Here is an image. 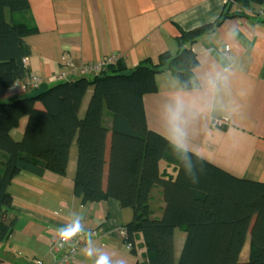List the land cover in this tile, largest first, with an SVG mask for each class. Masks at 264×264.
<instances>
[{
  "label": "crops",
  "instance_id": "0c3cea01",
  "mask_svg": "<svg viewBox=\"0 0 264 264\" xmlns=\"http://www.w3.org/2000/svg\"><path fill=\"white\" fill-rule=\"evenodd\" d=\"M30 19L38 33L25 38L31 55L25 64L27 76L42 79L41 88L93 73L84 68L104 58L118 56L128 69L145 59L157 62L160 54L175 55L182 30L214 22L228 4L226 0H29ZM233 5L232 11L237 10ZM248 16L229 17L213 32L201 36L191 47L198 65L193 87L185 89L166 70L156 75L157 91L146 94L143 103L149 129L168 137V109L183 102L192 114L186 125V146L201 153L206 161L229 174L249 181L264 182V2ZM71 60L75 72L64 69ZM64 71V77L59 75ZM33 90L15 93L0 86V102L31 95ZM92 90L81 107L84 115ZM105 119H111L106 110ZM224 120V124L219 121ZM27 118L13 130L24 132ZM20 130V131H19ZM109 135L108 147H110ZM77 144L70 151L65 176L53 172L36 175L21 171L9 185L13 197L10 217H17L11 236L0 242V264H56L50 247L56 229L74 215H81L88 227L104 233L93 240L97 247L115 252L128 264L144 262L142 236L136 253L125 246L118 230L134 217L131 208L116 201L87 204L75 194L74 176ZM161 172L176 175L173 166L160 162ZM107 173L105 174V182ZM152 215H163L162 188L152 189ZM185 228L175 231V255L179 258L186 239ZM250 239V235L247 240ZM68 264H91L82 254Z\"/></svg>",
  "mask_w": 264,
  "mask_h": 264
},
{
  "label": "trees",
  "instance_id": "16d2710c",
  "mask_svg": "<svg viewBox=\"0 0 264 264\" xmlns=\"http://www.w3.org/2000/svg\"><path fill=\"white\" fill-rule=\"evenodd\" d=\"M263 2L228 3L214 22L182 30L177 38L179 51L164 52L157 62L145 59L131 70L119 58L92 77L39 87L31 95L0 102V242L11 236L17 222L9 215L13 197L8 188L13 178L21 171L65 176L76 142L75 194L83 204L116 201L133 210L124 242L131 243L136 253V240L142 236L145 261L137 264H264V182L237 178L202 160L198 182L193 183L177 159L183 153L148 128L143 103L146 94L157 91L156 75L166 70L191 89L198 65L191 46L227 18L248 16ZM233 5L238 9L232 11ZM29 15V0H0V86L4 89L28 74L24 60L31 48L25 38L39 31ZM106 110L111 114L109 122ZM25 117L23 135L16 139L13 130ZM161 161L173 166L176 175L161 172ZM156 186L162 188L165 201L159 218L153 217L150 207ZM177 228L187 233L178 259ZM249 235V258L241 261Z\"/></svg>",
  "mask_w": 264,
  "mask_h": 264
},
{
  "label": "clouds",
  "instance_id": "9594fccd",
  "mask_svg": "<svg viewBox=\"0 0 264 264\" xmlns=\"http://www.w3.org/2000/svg\"><path fill=\"white\" fill-rule=\"evenodd\" d=\"M186 105L178 101L175 107L168 109V131L169 136L166 139L173 144L176 149L183 153L180 160L185 174L193 183L198 182V165L205 159L199 152H191L186 146V125L191 117ZM202 171V166L199 169ZM85 237V246L82 248V254L91 262V264H128L127 260L111 252L97 247L93 240V233L88 231L83 216L74 215L63 227L56 229V238L58 247L63 248L70 245L77 237Z\"/></svg>",
  "mask_w": 264,
  "mask_h": 264
},
{
  "label": "built area",
  "instance_id": "2783aa9c",
  "mask_svg": "<svg viewBox=\"0 0 264 264\" xmlns=\"http://www.w3.org/2000/svg\"><path fill=\"white\" fill-rule=\"evenodd\" d=\"M235 0H226L227 3H234ZM27 58H25L24 61ZM119 59L118 56H112V57H107L104 58L96 63H92L84 68L85 71H89L93 74H98L100 73L103 69H105L109 64L117 62ZM64 69H71L73 72L76 71L73 67V63L71 60H68V62L64 65ZM64 77V71L59 75V79ZM42 79L36 75H31V76H26L23 79L17 80L11 87V89L17 93L19 91L26 92V91H31L38 89L41 86ZM219 124H224L225 121H219ZM88 231H91L93 233V237H97L104 233L103 229L98 228V227H88L86 226ZM119 234L125 239L127 237V228L121 227L118 230ZM92 237V238H93ZM85 246V237L80 236L77 237L70 245H66L63 248L58 247L57 245V238L54 237L50 243L51 250L58 256L56 258V264H68L72 261L74 256L81 252L82 248ZM125 246L128 249H132V244L131 243H126ZM33 264H43L40 260H35Z\"/></svg>",
  "mask_w": 264,
  "mask_h": 264
},
{
  "label": "rangeland",
  "instance_id": "374dc122",
  "mask_svg": "<svg viewBox=\"0 0 264 264\" xmlns=\"http://www.w3.org/2000/svg\"><path fill=\"white\" fill-rule=\"evenodd\" d=\"M20 131V130H19ZM22 137V132H16L14 134V138L20 139ZM249 258V240L246 241L243 250L240 255V260L241 261H246Z\"/></svg>",
  "mask_w": 264,
  "mask_h": 264
}]
</instances>
